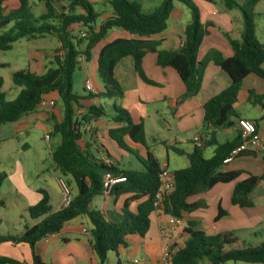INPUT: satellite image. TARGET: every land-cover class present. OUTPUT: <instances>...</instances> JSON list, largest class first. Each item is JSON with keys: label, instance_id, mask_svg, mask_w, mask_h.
<instances>
[{"label": "trees", "instance_id": "16d2710c", "mask_svg": "<svg viewBox=\"0 0 264 264\" xmlns=\"http://www.w3.org/2000/svg\"><path fill=\"white\" fill-rule=\"evenodd\" d=\"M0 0V51H8L14 42L21 39H35L50 36L57 40L56 54L50 66L42 74L28 69H20L11 74V82L18 92L8 100L1 91L3 78L0 76V126L19 120L24 114L33 111L41 98L56 94L60 101L61 118L52 126L54 134L60 137L53 149L51 157L55 168L64 176H69L75 193L66 207L52 211L49 197L41 189V199L28 208L35 224L25 227L15 235H0L1 242L14 244L25 243L31 251V262L24 264H51L42 260L35 251V244L47 235L58 233L63 225L77 217L86 216L91 223L89 230L90 246L97 258V264H106L107 254L116 252L125 245L127 235L143 236L149 229L150 214L153 211L154 195L159 187V175L162 171L156 157L145 144V130L142 122L132 121L128 111L119 105L112 104L108 109L100 101L119 99L123 89L114 74L115 65L124 57L133 59V67L141 80L153 84L142 69V58L148 51L156 52V64L173 68L185 87L184 95L194 96L199 91L206 61H213L230 78V84L219 93L211 96L203 104V120L205 126L219 128L234 125L238 119L234 103L237 101L241 82L248 74L264 78V43L256 37L255 6L260 0H221L225 9L237 8L243 17L242 39L238 40L224 33L233 55L224 57L219 51L211 49L202 60H198V48L207 34V24L200 21L198 7L192 0H163L153 12L146 14L141 10L137 0H109L112 15L99 24V16L88 0H66L67 5L58 4L61 0H39L44 11L35 14L28 0H18V6L4 13ZM185 5L189 11V21L183 28V42L178 49H159L158 41L150 37L164 31L174 2ZM75 8L81 9L75 13ZM85 28L83 36L73 34V26ZM112 28H120L132 35L130 38H115L106 43L99 51L96 59L100 88L96 93L84 89L83 94L72 91V75L80 70V59L88 62L93 48L106 36ZM254 98L263 108L262 95L248 92V100ZM97 100V102H93ZM75 109H83L76 114ZM109 115L115 124L107 131V136L121 150L135 158L137 166L123 168L113 162L105 151L103 158L96 157L91 149V142L79 127ZM255 125L257 120L253 121ZM201 136L205 141L190 151H182L168 146L176 154L185 155L188 165L174 169V187L163 201L164 212L180 219L183 212L197 208L195 203H188L190 196L205 192L217 183L235 181L231 193V203L239 207L253 206L250 193L260 181H264V169L259 175L249 174L237 180L242 171H222L224 159L232 149L241 143L238 136L222 143L212 138ZM142 146L144 155L136 148ZM214 146L212 156L204 157L203 149ZM264 168V148L261 151ZM124 176L125 181L115 184L108 194L118 196L130 193L124 200L122 213L117 218H108L98 210L90 209L89 203L95 196L104 193L102 178L104 174ZM6 178L0 172V186ZM141 200L136 211L129 209L131 202ZM2 203L0 202V205ZM222 215L221 210L215 220ZM187 238L182 247L170 248L171 264H225L229 261L251 264H264V240L257 245H245L230 232L206 235L194 227L187 229ZM0 264H20L16 259L0 255Z\"/></svg>", "mask_w": 264, "mask_h": 264}, {"label": "crops", "instance_id": "0c3cea01", "mask_svg": "<svg viewBox=\"0 0 264 264\" xmlns=\"http://www.w3.org/2000/svg\"><path fill=\"white\" fill-rule=\"evenodd\" d=\"M37 1L40 3V10L35 13L28 0L30 8L35 14L44 11L42 2ZM18 4V0H6L3 3L4 13L16 8ZM197 4L200 21L207 24V34L198 48V60L204 59L211 49L219 51L224 57H231L233 51L224 37V33L232 38L242 39L243 17L240 10L237 8L225 9L221 0H197ZM154 9L142 12L149 14ZM80 12L81 9L78 8L76 13ZM98 14L97 24L110 17L112 9L106 14L103 12H98ZM188 21L189 19L183 17L182 9L174 5L166 29L151 36L150 40L158 41L159 49H178L183 40V28ZM76 26L79 25H74L73 28ZM82 31H84L83 28L79 29V34ZM120 37L130 38L132 35L123 29L112 28L93 48L90 61L94 63V70L97 68L96 59L100 49L106 43ZM36 39L29 40L35 41ZM57 47L56 40L55 49ZM48 56L41 49L39 51L38 47L34 48L31 54V64L27 69L36 74L44 73L50 66ZM85 63L86 61L80 59V69L85 72L84 81L87 78L90 79L94 93H96L100 88V83H94L93 75L88 74V67ZM0 65H5V63H0ZM262 67L264 68V63ZM142 69L153 84L146 83L139 78L134 70L132 57L122 58L115 65L114 74L122 86L123 96L119 99L100 102L106 105L108 112L112 104L119 105L128 111L132 121L142 122L145 130V144L163 169L172 172L174 169L188 165L185 155L176 154L163 143L187 152L193 149V138L197 135L209 137V133H213L212 138L219 143L231 141L239 134L237 127L239 118L257 120L256 129L264 140V108L254 98L251 102L248 100L250 90L255 95L264 96V78L253 73L245 76L238 91L237 101L233 105L238 119H234L232 126L213 128L202 123L203 104L230 84L228 75L213 61H206L201 86L196 95H187L180 101H178L179 97L185 93L184 84L173 68L161 67L156 64V52H146L142 58ZM17 92L18 88L15 96ZM43 98L55 101V106L37 105L33 111L24 114L16 122L9 123L11 124V134L0 140L1 146V141L6 143L9 139L23 137L19 143L21 151L7 153L8 161L4 163L5 166L0 167V172L6 174V178L0 186V202L2 203L0 206L4 209L6 207L12 209L11 217L4 216L3 219L0 217V235L19 234L25 227L38 222L30 217L28 208L41 199V189L48 194L52 211L58 210L62 205V192L59 186L61 178L57 175L59 171L55 168L54 163L45 164L46 152L40 149L28 150L31 144L35 143L36 133L34 132L43 133L42 137L50 147L52 135H55L52 131L53 123L61 118V107L58 104L57 95L52 93ZM93 102H97V100H93ZM261 104L264 105V99ZM75 111L76 114L83 113V109H75ZM45 125H50L51 128L45 130ZM114 127L115 124L107 115L89 124H83L79 129L85 132L86 138L90 142L94 141L91 142V149L96 157L103 158L106 151L113 162H118L123 168L131 167L129 160L132 156L118 148L107 136V131ZM45 135L49 136L48 139L45 138ZM136 148L144 155L145 149L142 146ZM213 149L214 146H207L203 149V154L211 157ZM28 152L30 157L25 155ZM51 153L52 151L50 156ZM175 156L181 158L178 160H181L179 163L182 166H174L170 169L171 161L176 160ZM0 162L2 161L0 160ZM263 169L261 152L253 150L241 152L221 167L222 171H242L237 180L244 179L249 174L259 175ZM52 181L56 183V187L51 184ZM234 184L235 181L217 183L205 192L188 197L186 201L195 203L198 207L190 212H183L179 224L166 238H162L159 232V227L165 223L166 216L152 211L149 216L148 231L143 236L127 235L124 246H120L116 252L107 254L106 264H122L121 260L133 264L134 259H139L138 261L142 264H163L164 245L168 244L173 249L182 247L188 236L186 231L192 227L206 235L230 232L238 239L239 243L257 245L264 240V181H260L250 193V199L253 202V206L250 207H239L231 203L230 197ZM129 196L130 193L118 196L103 193L93 197L89 207L107 215L108 218H117L122 213L124 200ZM140 201L139 199L131 202L129 209L135 212ZM220 210L222 215L215 220V216ZM84 218L87 217L74 218L66 222L58 233L39 240L35 244L38 256L51 264H97V258L90 246V237L85 233L90 228H85ZM3 221L10 224L9 228L2 227ZM110 254H114V256ZM0 255L16 259L20 264L31 262V251L25 243L1 242Z\"/></svg>", "mask_w": 264, "mask_h": 264}, {"label": "rangeland", "instance_id": "374dc122", "mask_svg": "<svg viewBox=\"0 0 264 264\" xmlns=\"http://www.w3.org/2000/svg\"><path fill=\"white\" fill-rule=\"evenodd\" d=\"M92 1V7L96 12H103V14H106L107 12L111 11V6L108 0H90ZM140 2L142 11L143 12H149L153 8H156L161 4L163 0H137ZM241 1V0H237ZM30 6L32 10L35 13H38L40 10V3L37 0H29ZM192 2L198 7L197 0H192ZM58 4H65L67 5L66 0H61L58 2ZM174 5H177L179 8L183 11V17L189 19V11L188 8L181 4L180 2L175 1ZM78 10V8H75V13ZM235 11V10H233ZM255 12L257 13L256 16V37L260 43H264V0H260L256 6H255ZM102 14V13H101ZM82 26H76L73 29V34L75 36H81L79 34V29H82ZM85 31V28H83ZM55 46H56V40L52 37H39L35 41L34 40H27V39H21L19 41H16L13 43L12 48L8 51H0V63H5V65H0V76L3 78V84L1 87V91L6 93V98L8 100L12 99L15 96V92L17 88H15L11 82V74L14 71L20 70V69H27L29 65L31 64V54L34 50V48L38 47L39 51L41 49L42 52L45 54H48L50 61L53 59V56L56 54L55 52ZM49 48V49H48ZM93 53V51H92ZM85 65L88 67L87 71L88 74L93 75V80L95 84H99V78L96 70H94V63L92 61L86 62ZM84 78H85V72L83 70H76L72 75V91L77 94H83L84 93ZM58 104L60 105V101H58ZM11 124L6 123L0 126V140H3L2 138L9 136L11 134ZM51 128L50 125H45V130ZM36 133V139L35 143L31 144V146L28 148L29 151L40 149L44 152H46V161L45 164L49 162L50 164H53L52 157L50 156V152L53 151V149L57 146L59 143L60 137L58 134L52 135L51 141H50V147H48V143L43 139L42 134ZM21 136H18L16 138L9 139L6 143L1 144L0 146V167L5 166L4 163H7L8 158L6 156L9 152H16L21 151V147L19 146V143L22 141ZM49 152V153H48ZM26 156L30 157L29 152L25 154ZM204 155V154H203ZM208 155L205 154L204 157H207ZM176 160L171 161V167L170 169L174 168V166H182L180 165L178 159V156H175ZM131 167H136L137 163L135 158L131 157L129 160ZM178 162V163H175ZM126 164V163H125ZM182 168V167H180ZM57 175L59 178L64 180L67 187L70 189L71 193H74L76 191L75 185L72 181V179L69 176H64L60 172H57ZM69 183H68V182ZM52 185L56 187V183L54 181L51 182ZM59 185V184H58ZM60 186V185H59ZM11 211L12 209L10 207H6L5 209L0 206V217L3 219L4 216L11 217ZM2 225L3 228H6L10 226L9 223H5ZM84 226L85 228H91V223L87 218H84ZM21 245V244H20ZM111 256H114V254H110ZM139 260V259H136ZM122 264H132L129 263V261L125 262L123 260ZM133 262V261H132ZM228 264H251V263H245V262H233L229 261Z\"/></svg>", "mask_w": 264, "mask_h": 264}, {"label": "built area", "instance_id": "2783aa9c", "mask_svg": "<svg viewBox=\"0 0 264 264\" xmlns=\"http://www.w3.org/2000/svg\"><path fill=\"white\" fill-rule=\"evenodd\" d=\"M85 34L84 31L80 32V35L83 36ZM183 42V41H182ZM84 88L86 91L94 93V88L90 79H85L84 81ZM38 105H48V106H55V101L41 98ZM237 127L240 131V138L241 143L236 146L234 149L230 151V153L224 159V164L229 163L235 156L240 154L246 150H253V151H262L264 148V140L260 137L256 125L252 120L246 118H239L237 120ZM48 135H45V138L48 139ZM205 139L201 137V135H197L193 138V142L196 146H200ZM125 181L124 176H114L110 173L104 174L102 178V187L104 193L108 194L112 187ZM159 187L154 195L153 201V212L162 214L166 216V221L159 227L160 236L162 238L168 237L170 232L179 224L180 219L170 216L164 212V205L163 201L167 194H169L173 187H174V178L171 172L167 171L166 169H162L159 175ZM61 192H62V205L61 207H66L72 199V194L70 189L67 187L64 180L60 179L59 181ZM85 233L90 236L89 231H85ZM48 236V235H47ZM163 264H171V254H170V247L168 244H165L163 247ZM133 264H142L140 261L134 259Z\"/></svg>", "mask_w": 264, "mask_h": 264}]
</instances>
